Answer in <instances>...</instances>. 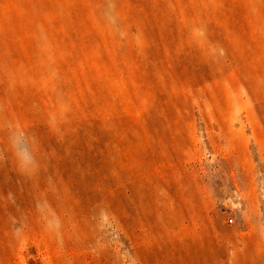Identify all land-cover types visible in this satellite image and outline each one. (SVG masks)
Segmentation results:
<instances>
[{"label":"rangeland","instance_id":"374dc122","mask_svg":"<svg viewBox=\"0 0 264 264\" xmlns=\"http://www.w3.org/2000/svg\"><path fill=\"white\" fill-rule=\"evenodd\" d=\"M0 264H264V0H0Z\"/></svg>","mask_w":264,"mask_h":264},{"label":"built area","instance_id":"2783aa9c","mask_svg":"<svg viewBox=\"0 0 264 264\" xmlns=\"http://www.w3.org/2000/svg\"><path fill=\"white\" fill-rule=\"evenodd\" d=\"M228 220H229V222H231V221H232V219H231V218H229Z\"/></svg>","mask_w":264,"mask_h":264}]
</instances>
